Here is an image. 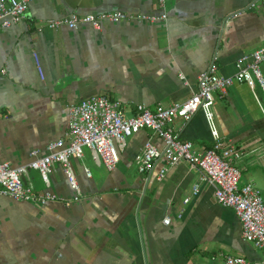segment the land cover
<instances>
[{
    "label": "crops",
    "instance_id": "crops-1",
    "mask_svg": "<svg viewBox=\"0 0 264 264\" xmlns=\"http://www.w3.org/2000/svg\"><path fill=\"white\" fill-rule=\"evenodd\" d=\"M107 12L135 19L105 21L100 30L43 27L73 14ZM164 12L159 0H36L25 20L0 25V161L22 167L34 152L48 155L50 144L66 137L71 107L86 99L118 100L128 117L140 104L174 107L197 93L199 75L213 64L233 77L242 58L264 46V0H166V20L136 19ZM214 112L221 135L241 154V183L253 182L264 194L263 88L236 82L216 94ZM173 129L200 153L214 145L203 112L177 119ZM148 141L164 148L158 135L142 130L127 139L112 171L85 148L72 160L79 192L60 164L50 186L30 170L27 186L62 200L39 205L0 197V264L261 261L263 251L244 240L236 212L217 202L199 170L181 163L159 180L161 160L152 173L139 172L136 157Z\"/></svg>",
    "mask_w": 264,
    "mask_h": 264
},
{
    "label": "built area",
    "instance_id": "built-area-1",
    "mask_svg": "<svg viewBox=\"0 0 264 264\" xmlns=\"http://www.w3.org/2000/svg\"><path fill=\"white\" fill-rule=\"evenodd\" d=\"M34 1L36 0H0V25L9 28L25 20L29 5ZM159 2L165 11L162 16H137L136 19L166 20V0ZM130 19L135 17L122 12L73 14L59 20H49L43 27L59 29L67 26L77 29L82 24H89L100 30L105 21L121 22ZM263 64L264 46L244 56L240 71L233 77L220 74L218 66L213 64L199 75V89L188 101L174 107L158 106L155 110L140 104L132 117L126 115L120 101L106 96L92 97L72 106L66 137L51 143L48 155L39 157L38 152H34L35 159L22 167L0 161V197L7 196L39 205L59 202L62 199L57 194L49 191L40 193L27 186L25 177L30 170L39 171L50 186L49 176L54 167L60 164L71 187L79 192L80 185L72 160L82 158L85 148H89L97 161L104 163L112 171L120 163V151L125 149L127 139L149 129L164 141V148L159 149L148 141L141 154L136 157L139 172L152 173L161 160L166 165L159 172V180H163L170 169L181 163L199 170L202 180L214 187L217 202L236 212L242 224L244 240L264 253V196L253 182L241 183L242 170L236 165L241 154L221 135L214 112L216 94L225 95L236 82L246 83L252 89L260 85L264 90ZM199 112L204 113L214 139L213 147L203 153L196 151L192 142L180 140L173 129L177 119L190 121ZM87 175L91 177L89 171ZM199 191L200 187L195 186L194 195ZM190 200L191 198H187L185 203ZM66 204L70 205L71 202ZM170 222L171 219H165V224L169 225ZM226 264H264V257L261 261L253 262L243 257L228 256Z\"/></svg>",
    "mask_w": 264,
    "mask_h": 264
},
{
    "label": "rangeland",
    "instance_id": "rangeland-1",
    "mask_svg": "<svg viewBox=\"0 0 264 264\" xmlns=\"http://www.w3.org/2000/svg\"><path fill=\"white\" fill-rule=\"evenodd\" d=\"M263 194V193H262ZM263 196H264V194H263Z\"/></svg>",
    "mask_w": 264,
    "mask_h": 264
}]
</instances>
